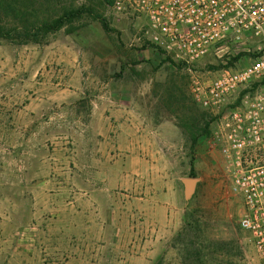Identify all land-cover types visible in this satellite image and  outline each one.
<instances>
[{
  "label": "rangeland",
  "instance_id": "374dc122",
  "mask_svg": "<svg viewBox=\"0 0 264 264\" xmlns=\"http://www.w3.org/2000/svg\"><path fill=\"white\" fill-rule=\"evenodd\" d=\"M98 10L111 30L86 16L37 43L0 40V264H259L190 88L255 54L229 45L189 70L141 19ZM160 204L180 215L153 247Z\"/></svg>",
  "mask_w": 264,
  "mask_h": 264
},
{
  "label": "built area",
  "instance_id": "2783aa9c",
  "mask_svg": "<svg viewBox=\"0 0 264 264\" xmlns=\"http://www.w3.org/2000/svg\"><path fill=\"white\" fill-rule=\"evenodd\" d=\"M112 8L141 19L142 37L189 70L229 45L255 54L212 78L192 74L190 88L210 113L230 189L243 198L239 226L264 264V0H113Z\"/></svg>",
  "mask_w": 264,
  "mask_h": 264
},
{
  "label": "trees",
  "instance_id": "16d2710c",
  "mask_svg": "<svg viewBox=\"0 0 264 264\" xmlns=\"http://www.w3.org/2000/svg\"><path fill=\"white\" fill-rule=\"evenodd\" d=\"M103 2L113 3V0H0V40L37 43L64 28L70 32L77 30L81 26L77 23L86 16L98 20L109 31V25L98 10ZM241 55L234 56L233 60ZM224 67L229 66L220 68ZM193 143H196L195 138ZM190 175L194 176L192 163Z\"/></svg>",
  "mask_w": 264,
  "mask_h": 264
},
{
  "label": "crops",
  "instance_id": "0c3cea01",
  "mask_svg": "<svg viewBox=\"0 0 264 264\" xmlns=\"http://www.w3.org/2000/svg\"><path fill=\"white\" fill-rule=\"evenodd\" d=\"M176 210L177 209H175L174 206L170 207V205L165 206V204H160L155 210L149 211L150 222L149 227L147 228V234L149 233V243L152 242L153 237L155 238L153 247L156 245V241H158L159 237V232H161L162 230L160 229V227L162 228L163 226L167 225V222L174 220V217H178V215H180L177 214L178 210ZM147 252L151 253V249H149V251Z\"/></svg>",
  "mask_w": 264,
  "mask_h": 264
},
{
  "label": "water",
  "instance_id": "95a60500",
  "mask_svg": "<svg viewBox=\"0 0 264 264\" xmlns=\"http://www.w3.org/2000/svg\"><path fill=\"white\" fill-rule=\"evenodd\" d=\"M190 182H192V184H191V187H190V188L187 186V187H188V188H187V193H188V194L191 193L195 181H194V180H191Z\"/></svg>",
  "mask_w": 264,
  "mask_h": 264
}]
</instances>
